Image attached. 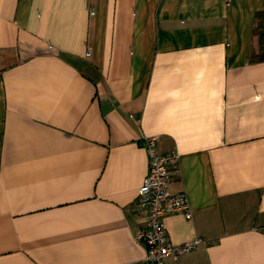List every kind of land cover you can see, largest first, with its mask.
<instances>
[{
  "label": "crops",
  "instance_id": "crops-1",
  "mask_svg": "<svg viewBox=\"0 0 264 264\" xmlns=\"http://www.w3.org/2000/svg\"><path fill=\"white\" fill-rule=\"evenodd\" d=\"M264 0H0V264H150L144 139L201 238L174 264H264Z\"/></svg>",
  "mask_w": 264,
  "mask_h": 264
},
{
  "label": "built area",
  "instance_id": "built-area-1",
  "mask_svg": "<svg viewBox=\"0 0 264 264\" xmlns=\"http://www.w3.org/2000/svg\"><path fill=\"white\" fill-rule=\"evenodd\" d=\"M158 135L145 137L144 144L150 158V167L139 189L137 206L147 212V224L136 234L146 248L145 259L150 264H174L180 255L196 249L201 238L195 237L174 244L169 236L166 217L181 212L192 219V210L185 191L171 192L169 187L177 167L176 150L160 152Z\"/></svg>",
  "mask_w": 264,
  "mask_h": 264
},
{
  "label": "trees",
  "instance_id": "trees-1",
  "mask_svg": "<svg viewBox=\"0 0 264 264\" xmlns=\"http://www.w3.org/2000/svg\"><path fill=\"white\" fill-rule=\"evenodd\" d=\"M251 60L264 61V10L255 13Z\"/></svg>",
  "mask_w": 264,
  "mask_h": 264
}]
</instances>
